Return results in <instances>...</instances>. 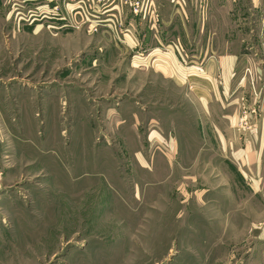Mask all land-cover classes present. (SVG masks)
Returning a JSON list of instances; mask_svg holds the SVG:
<instances>
[{"label": "rangeland", "instance_id": "obj_1", "mask_svg": "<svg viewBox=\"0 0 264 264\" xmlns=\"http://www.w3.org/2000/svg\"><path fill=\"white\" fill-rule=\"evenodd\" d=\"M0 125V264H264V0H0Z\"/></svg>", "mask_w": 264, "mask_h": 264}, {"label": "crops", "instance_id": "obj_2", "mask_svg": "<svg viewBox=\"0 0 264 264\" xmlns=\"http://www.w3.org/2000/svg\"><path fill=\"white\" fill-rule=\"evenodd\" d=\"M180 9L181 8H176L174 11L171 10L169 12V14L165 15V14H162L161 12V17L159 19V23L157 24L158 27H156V30L159 31L160 28L162 30V32H164V30L167 28V26L169 25V20L171 19L172 21L177 17H179L180 19H182V15H180ZM182 11V10H181ZM109 14V13H108ZM211 23H208V24H203L202 26H200L199 28L196 27H192V28H189L185 25V23H181V24H178V23H172V26L170 27L169 30H172V28H176L177 31L175 33V31H171L172 33H170V35L168 37H171L172 39V45H169V52L168 54H163V56L165 57H161V54L160 53H154V54H160V55H157V57H161L162 59H169V60H165L164 61V65H162V69L160 70H157L156 72L158 74H160V78L161 79H171L173 81H175L177 83V85H180V80L178 79V72L181 68H183V66L181 65L182 61L184 59V55H186L185 51L186 49L183 51V46H184V40L180 39V35H184L186 37L189 38V32L191 34H193L192 36V40L191 42L193 43L194 45V49H201V47H198L199 45L201 46H205L207 43H210L211 39H210V36H207L206 34L210 33V31L212 30H216V34L215 36H217L219 33H223V40L221 41V36L219 35L218 36V39L215 38V45H216V48L218 46V48L216 49V61L215 62H218L220 67H221V72H222V82H221V85L224 84L226 85L227 83V75L230 74V69L232 67V64L234 62V57H231L229 55L230 54H227V44H226V29L225 28H220V27H217V26H214L212 25L211 29H210V26ZM135 29L139 30L142 35L140 37V40L141 41H144L145 43L151 39L150 38V35H147V33L149 31H147V26H146V29L141 26L138 28H136V26L132 25V24H129L127 25V30L128 32H133ZM175 30V29H174ZM198 31V32H197ZM161 32V34H162ZM195 32L199 33V34H195ZM175 33V34H173ZM218 33V34H217ZM164 37H167L166 34H162V35H159L158 37H156L155 35V41L159 43H162V38ZM199 37H203V38H199ZM157 38V39H156ZM209 46H211V44H209ZM172 51V52H171ZM183 52H184V55H183ZM199 54V57L201 55L200 51L199 52H196ZM196 53L194 54H191L193 55L192 57H194L195 59L198 58V56L196 55ZM150 55H152L151 53L148 54V56L150 57ZM148 56H146L145 58H147ZM181 59V60H180ZM183 61H186V60H183ZM142 62V61H140ZM200 67V68H199ZM186 68H193V71L195 74H199L197 75V77H200L202 79H209L210 81V88H212V92H214V96L216 95V98H218L217 94H219V90H218V87L220 88L219 84H217V80L214 78V75L209 73V77H207L206 73L204 71H206V66L203 64V62L201 63L200 61L196 62L194 61V64L192 65H188L186 66ZM210 70L211 72L213 71V67H210ZM200 71L201 73L203 74H200ZM197 72V73H196ZM208 72V71H207ZM186 74H188V72H186ZM181 75V73H180ZM189 76V75H188ZM187 78V76H186ZM179 80V81H178ZM167 81V80H166ZM208 81V80H207ZM213 82H216V84L214 85ZM206 83V82H205ZM197 86L202 89V91L204 92L205 91V85L201 84V83H197ZM211 96V95H210ZM219 99V98H218ZM202 100V99H200ZM205 101H209L210 102V99L209 98H206ZM202 103V101H201ZM204 105H207V103H203ZM203 106V105H202ZM210 111V105H208V108L205 109V106H203V112H209ZM156 132V131H154ZM1 134H2V131H1V125H0V146H1V141H2V138H1ZM157 134V133H156Z\"/></svg>", "mask_w": 264, "mask_h": 264}]
</instances>
